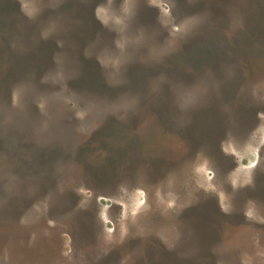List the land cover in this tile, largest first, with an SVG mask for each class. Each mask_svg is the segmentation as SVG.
Instances as JSON below:
<instances>
[{
    "label": "rangeland",
    "instance_id": "rangeland-1",
    "mask_svg": "<svg viewBox=\"0 0 264 264\" xmlns=\"http://www.w3.org/2000/svg\"><path fill=\"white\" fill-rule=\"evenodd\" d=\"M70 1L61 15L81 21L56 28L42 19L59 10L34 24L0 0V264H264V2L259 55L201 52L205 33L186 59L182 30L245 34L253 4ZM64 60L78 71H47L42 88ZM18 117L29 133H72L68 160L28 141L12 158Z\"/></svg>",
    "mask_w": 264,
    "mask_h": 264
},
{
    "label": "trees",
    "instance_id": "trees-1",
    "mask_svg": "<svg viewBox=\"0 0 264 264\" xmlns=\"http://www.w3.org/2000/svg\"><path fill=\"white\" fill-rule=\"evenodd\" d=\"M214 1H219V0H214ZM247 1H250L255 6L250 5L251 9L248 12L249 16H248V19H247V22H246V27H248V28L251 27V28L249 30L246 29L245 34L242 32L243 29H242L241 26H243V24H241V23L239 25L237 23V25H238L237 28L238 29L236 31H234V32L229 33V35H227V38H226V34L225 33H224V35H221V33L216 32V31H215L216 33H212V31L209 32V31L206 30V31H201V32H198V33L194 34L193 29L190 30V31L184 29V30L181 31L180 38H179V41H180L179 42V44H180L179 47H182L181 48V52H182L183 57L186 58V59L189 58L188 57L189 53L185 50V47H187V45H192V46L196 47V41L199 40L201 38V36L203 34H205V33H206V35L203 37L204 41L200 42V45L202 46L201 48H203V49H200L201 52L208 51V46H211L212 49H213V52H212L213 55H215V56L219 55L220 57H223V55H224L226 57L227 56H232L234 59H236V58H241L240 56H243V58L244 57L245 58L246 57H248V58L250 57V59H252V58H254V56L259 55L258 50H255V48L259 47L258 46V41L261 42V39H257V38L261 35V32L258 30V26H260V24H261L260 18L262 17V16L259 17L260 12H261L260 11V7L263 6L262 2H264V1L263 0H247ZM38 2H39V5H37ZM38 2H36V3H34L32 5L33 9L34 8L36 9V7L39 6L38 10L35 11V9L34 10L30 9L31 6L26 8V6L24 5L22 0H17L18 7L21 9L20 13L25 12V11L28 12L29 14L32 13L30 15H31L32 20L34 21V24H36V22L38 21V18H40L38 12L41 14L42 12L46 13V12L49 11V12H51L53 14L56 10H59L60 14L58 13V14L52 15V16L48 17L47 19L46 18L42 19V21H44L45 24H51V25H53L56 28L57 27H66L69 23H73V22L76 23L77 21H81V20H78V19L72 20L70 16L61 15L63 13V11H65V9L69 8V6L71 5V1L70 0H60L59 2H58V0H45V1L44 0L43 1L39 0ZM9 3L13 4L14 2L13 1H9ZM56 3H57V5H56ZM80 4L81 3H79L77 5V7H79V9L82 8V6H83V5H80ZM77 7H76V9H77ZM204 7H205V9H202L201 11L198 10V12H203V11L207 10L205 12H211V14H214V15L220 14L223 17H225V12H223V11H218V12L214 13L213 11H211V9L206 8V6H204ZM23 9H25V10H23ZM257 10H259L260 12L257 11ZM185 12H184V15H185L184 18H185V21H187V22L189 20H193L192 17H191V14L192 15H196L197 14L195 11L193 12L191 9H187V11H185ZM220 15H218V16H220ZM54 34L55 33H50V32H48L46 34H41V35L40 34H36V39L39 36L38 43L41 46H36V47L32 46L29 49H33L34 51L41 50L40 47H44L45 45H47L50 42H52V38H54ZM31 36H33V35H31ZM178 37L176 39H178ZM241 39H242V41H241ZM65 40H67V37L65 38ZM17 42L18 43H20V42L22 43V39H21L20 36L17 39ZM241 42H243V43H241ZM241 44H243V45H241ZM22 46H23V43H22ZM12 47H13V44L12 45L8 44V51H9V49H12ZM21 48H22V50H24V48H26V47L23 46ZM260 50H262V49H260ZM237 53H239V54H237ZM179 57H180L181 60H184V59L181 58V53H180ZM49 65L50 66L48 68L46 66H44L45 69L43 68L41 70V73H43V75H44V78H43L44 80H42L43 82L41 83V85L43 84L42 88H45L44 85L45 84H49V82H51V80H52L49 77V74L51 72L46 73L47 71H53L55 73L54 76H60L61 75V76H64L63 78L65 80H67V79L70 80V78H72V75L71 76H69V75L71 73L74 75L78 71V69H79L78 67H79L80 64H76L73 61L64 60V61H62L60 63H56L55 62V63H50ZM96 66H97V68L99 67V65H97V64H96ZM42 88L40 90H42ZM41 94H43V93L39 92L38 97ZM17 95H18V93H17ZM40 114H41V111H40ZM19 118L20 117L17 118V121H16L17 124L16 125L12 124V122H11L12 127L13 126H17V127H15L16 129H10V131L8 130L6 132V134H5V136L9 140H11V141H19V142H17V144L20 147V149L16 147V151L17 152L12 156V158L18 159L19 157H21V155L24 156V153H25V155H29L28 149L24 150V147L22 148V145H24L23 144L24 141H28V144H30L29 146H35V147H37L39 149L41 147H43V146H46L48 148L51 147L54 150H58L60 156H63L64 158H65V155L68 154L67 155V160H68V157L71 156V154L68 152L69 149L67 148V143H66L68 137H67L66 134H65L66 137L64 135L65 139L62 138L63 136H61V137H59L60 140L57 141V138L56 137L54 138L53 135H49L50 137H46V135H44V134H41V135L37 134V133L35 134V132L29 133L27 128H25V127L22 128L21 127V122H20ZM0 137H1V135H0ZM4 140H5V137H4ZM6 141H7V139H6ZM59 144H61V145H59ZM35 147H33L32 149H36ZM10 152H12V150H10ZM58 165L56 163V167H58ZM15 167L16 166H14L13 168H15ZM65 168H66V164L64 162V168H61V169L63 170ZM54 171H55V167L52 169V171L50 173H52ZM51 178H52L51 175H49V177H41V178H35V179L34 178H32V179H23L21 181L18 180V183H16V185L14 186L13 196L14 195L17 196L16 195L17 191L21 192L22 188L25 187V185L26 186L29 185L32 181H37L38 180L40 182L43 181V183H47V182H50ZM44 185H46V184H43L42 186H44ZM18 199H19V197H18ZM8 227H9V225H8Z\"/></svg>",
    "mask_w": 264,
    "mask_h": 264
},
{
    "label": "flooded vegetation",
    "instance_id": "flooded-vegetation-1",
    "mask_svg": "<svg viewBox=\"0 0 264 264\" xmlns=\"http://www.w3.org/2000/svg\"><path fill=\"white\" fill-rule=\"evenodd\" d=\"M71 136H72V133H71L69 136L67 135V137H68V138H67V141H70V140H71V138H72ZM65 137H66V135H65ZM70 144H71V143H70Z\"/></svg>",
    "mask_w": 264,
    "mask_h": 264
}]
</instances>
